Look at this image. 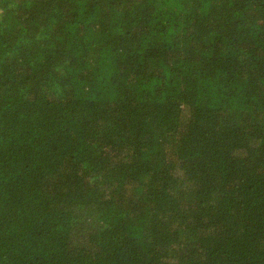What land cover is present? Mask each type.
Listing matches in <instances>:
<instances>
[{
  "label": "trees",
  "instance_id": "16d2710c",
  "mask_svg": "<svg viewBox=\"0 0 264 264\" xmlns=\"http://www.w3.org/2000/svg\"><path fill=\"white\" fill-rule=\"evenodd\" d=\"M0 264H264V0H0Z\"/></svg>",
  "mask_w": 264,
  "mask_h": 264
}]
</instances>
